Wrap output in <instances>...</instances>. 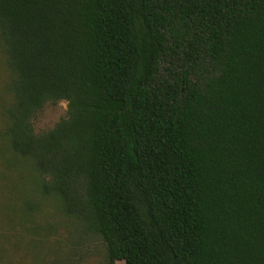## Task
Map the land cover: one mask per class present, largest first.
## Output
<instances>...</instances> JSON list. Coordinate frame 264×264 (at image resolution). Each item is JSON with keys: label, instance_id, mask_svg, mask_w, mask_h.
I'll return each mask as SVG.
<instances>
[{"label": "trees", "instance_id": "obj_1", "mask_svg": "<svg viewBox=\"0 0 264 264\" xmlns=\"http://www.w3.org/2000/svg\"><path fill=\"white\" fill-rule=\"evenodd\" d=\"M0 40L9 147L105 264H264V0H0Z\"/></svg>", "mask_w": 264, "mask_h": 264}, {"label": "rangeland", "instance_id": "obj_2", "mask_svg": "<svg viewBox=\"0 0 264 264\" xmlns=\"http://www.w3.org/2000/svg\"><path fill=\"white\" fill-rule=\"evenodd\" d=\"M12 73L0 40V264H105L101 239L67 217L55 196L44 195L41 177L11 151L4 108L12 101ZM67 117V103L47 104L32 119L36 134Z\"/></svg>", "mask_w": 264, "mask_h": 264}]
</instances>
